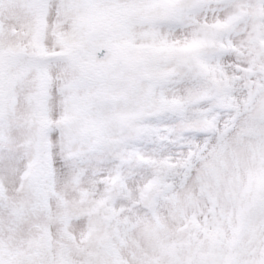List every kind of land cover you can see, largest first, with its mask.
I'll use <instances>...</instances> for the list:
<instances>
[{"label": "snow or ice", "instance_id": "obj_1", "mask_svg": "<svg viewBox=\"0 0 264 264\" xmlns=\"http://www.w3.org/2000/svg\"><path fill=\"white\" fill-rule=\"evenodd\" d=\"M0 264H264V0H0Z\"/></svg>", "mask_w": 264, "mask_h": 264}]
</instances>
